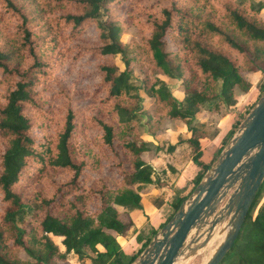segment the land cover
<instances>
[{
    "label": "trees",
    "instance_id": "obj_1",
    "mask_svg": "<svg viewBox=\"0 0 264 264\" xmlns=\"http://www.w3.org/2000/svg\"><path fill=\"white\" fill-rule=\"evenodd\" d=\"M263 10L264 0H0V264L133 262L148 237L118 240L154 184L151 140L183 129L198 168L160 227L264 89ZM130 27L136 38L122 39ZM71 71L94 79L67 84ZM246 94L206 159L201 124H188L197 105L224 114ZM219 264H264V180Z\"/></svg>",
    "mask_w": 264,
    "mask_h": 264
},
{
    "label": "water",
    "instance_id": "obj_2",
    "mask_svg": "<svg viewBox=\"0 0 264 264\" xmlns=\"http://www.w3.org/2000/svg\"><path fill=\"white\" fill-rule=\"evenodd\" d=\"M264 180V89L212 164L130 264H219Z\"/></svg>",
    "mask_w": 264,
    "mask_h": 264
},
{
    "label": "crops",
    "instance_id": "obj_3",
    "mask_svg": "<svg viewBox=\"0 0 264 264\" xmlns=\"http://www.w3.org/2000/svg\"><path fill=\"white\" fill-rule=\"evenodd\" d=\"M262 13H264V10L261 14ZM250 92L251 88L249 93ZM246 98L247 94L243 96V98H241V100L234 106H229L226 113H217L219 119L216 123V127L213 129V132L209 134H202V137L204 138L201 150L204 154H206V159H210L213 156L216 149L226 138V133L230 130L231 123L234 118L237 116L238 112L243 111V104H247L248 100L244 102ZM201 113L204 114V111L202 110ZM197 123L203 125V122ZM175 130L176 129L172 128V132H177V134H168L165 133V131H162L157 136L156 141L151 140L154 148L155 145H157V152L155 155L148 156L145 161L150 164L154 170L151 175L154 184L148 185V194L141 197L140 202L142 205V212L136 210L130 213L133 225L130 228L128 235L118 240L121 247L126 248L136 233H140L142 237H148L149 239L150 236L159 228V222L169 214L170 202L177 196H181L188 191L189 185L196 175L198 168L191 161L190 148L185 142L189 134H187L183 129L177 131ZM142 139L150 140V138L146 135H142ZM170 158H177L180 161H183L182 167L172 176L170 182L159 180L157 176L159 173H165L166 175L169 174V170L167 168L169 167ZM145 224H148L149 235L143 231V226ZM153 230L154 232H152ZM135 247L136 245H134V248ZM72 257L75 258L77 264H81L77 260L76 256L72 254L68 259L69 264H71L70 259Z\"/></svg>",
    "mask_w": 264,
    "mask_h": 264
},
{
    "label": "rangeland",
    "instance_id": "obj_4",
    "mask_svg": "<svg viewBox=\"0 0 264 264\" xmlns=\"http://www.w3.org/2000/svg\"><path fill=\"white\" fill-rule=\"evenodd\" d=\"M252 2H255L256 0H251ZM261 16L264 18V13L261 14ZM136 34L137 31L135 28L130 27L127 29L126 33L122 36V39L127 40V39H134L136 38ZM114 60L115 63L118 67L119 70L122 69V64L119 62L118 56H114ZM66 79V83L68 84L70 82V80L72 79H76L78 80V83L81 81L84 82V80H92L94 79V76H90V77H82L81 73H77L75 71H71V74L68 76L66 75V77H64ZM135 84L138 83L137 79H134ZM175 86V85H174ZM173 86L170 85L169 88H172ZM176 87V86H175ZM174 88V87H173ZM179 89V88H178ZM140 93V92H139ZM175 95L177 97H180L181 94L180 92L176 93V91L174 92ZM210 103L206 102V103H202L201 105H197V109L196 111L193 113V116L191 117L189 121V125H194L197 122H203V125L201 124V127L203 126V133L204 134H209L211 132H213V129L216 127V123L218 122L219 116H218V112H216L212 106H209ZM202 110L204 111V114L201 113ZM200 120V121H199ZM169 123L168 121H165L162 123L161 127H166L168 126ZM183 161H180L177 158H170L169 159V167L167 168L169 170V174L166 175L165 173H159L157 176L159 178V180H163L166 182H170V179L172 178V176L177 173L179 171V169L182 167ZM58 210V208H55V211ZM143 231L144 233L149 235V227L148 224H145L143 226ZM54 241L56 243H59V239L54 238ZM209 251V250H208ZM208 251L206 249H204L203 251H201L199 254H197L195 257L184 261L181 264H200L203 259L205 258V256L207 255ZM21 256H24L23 254H21ZM70 263L71 264H77L75 261V258L72 257L70 259Z\"/></svg>",
    "mask_w": 264,
    "mask_h": 264
},
{
    "label": "bare ground",
    "instance_id": "obj_5",
    "mask_svg": "<svg viewBox=\"0 0 264 264\" xmlns=\"http://www.w3.org/2000/svg\"><path fill=\"white\" fill-rule=\"evenodd\" d=\"M206 250L208 251L209 250V247H207Z\"/></svg>",
    "mask_w": 264,
    "mask_h": 264
}]
</instances>
